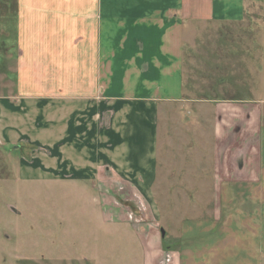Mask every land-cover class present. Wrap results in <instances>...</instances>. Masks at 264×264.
Instances as JSON below:
<instances>
[{
  "label": "crops",
  "instance_id": "obj_1",
  "mask_svg": "<svg viewBox=\"0 0 264 264\" xmlns=\"http://www.w3.org/2000/svg\"><path fill=\"white\" fill-rule=\"evenodd\" d=\"M203 21L255 35V54L242 47L239 95L218 98L223 103L199 99L215 104L207 154L169 174L211 180L215 196L217 179L257 183L264 177V0H0V84L15 85L0 96V144L36 148L39 171L95 183L101 196L114 193L111 181L153 214L152 221L125 223L135 232L154 227L159 120L171 118L176 105L197 102L184 96L185 30ZM227 111L230 125L216 122ZM233 115L249 118L231 137ZM216 225L215 217L193 218L175 221L177 237L136 232L142 264H261L258 252L249 257L245 248L235 249L241 256L234 261L225 246L232 238Z\"/></svg>",
  "mask_w": 264,
  "mask_h": 264
},
{
  "label": "rangeland",
  "instance_id": "obj_2",
  "mask_svg": "<svg viewBox=\"0 0 264 264\" xmlns=\"http://www.w3.org/2000/svg\"><path fill=\"white\" fill-rule=\"evenodd\" d=\"M240 30L239 26L209 21L187 24L184 96L197 102L176 105L168 111L171 118L161 116L159 120L157 178L153 186L157 220L154 227L136 228V232L149 236L151 230L153 236H160L163 229L164 238L177 237L181 228L174 227L175 221L196 218L212 222L215 217L217 233L232 238L225 246L231 247L234 261L241 256H236L235 249L245 248L249 257L258 252L254 258L264 264V177L257 183L217 179L219 194L215 196V182L211 180L184 179L183 172L179 177L171 175L173 168L184 169L185 163L201 160L207 154L215 104L199 101L217 97L216 103H223L227 100L218 98L239 95L240 73L245 80V69L237 66L242 47L250 49L248 56L254 55L256 42L255 35L243 36ZM227 77H232V83L222 85L219 81ZM14 86L0 84V96L13 92ZM228 102L235 106L243 101ZM228 112L219 113L216 122L230 125ZM248 118L233 115L237 131H232L231 137ZM237 142L231 143L230 152L236 150ZM19 147L16 150L0 144V264H142L139 237L125 222L132 221L136 226L152 221L153 214L145 203L135 202L127 191L121 195L123 190L111 181L106 186L114 193L101 196L94 191L95 183L51 177L33 166L36 148Z\"/></svg>",
  "mask_w": 264,
  "mask_h": 264
},
{
  "label": "water",
  "instance_id": "obj_3",
  "mask_svg": "<svg viewBox=\"0 0 264 264\" xmlns=\"http://www.w3.org/2000/svg\"><path fill=\"white\" fill-rule=\"evenodd\" d=\"M160 233H161V236L163 237V236H164V232H163V231H161Z\"/></svg>",
  "mask_w": 264,
  "mask_h": 264
}]
</instances>
